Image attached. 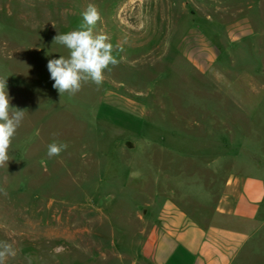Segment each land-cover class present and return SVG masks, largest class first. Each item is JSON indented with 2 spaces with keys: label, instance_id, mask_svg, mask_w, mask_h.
<instances>
[{
  "label": "rangeland",
  "instance_id": "374dc122",
  "mask_svg": "<svg viewBox=\"0 0 264 264\" xmlns=\"http://www.w3.org/2000/svg\"><path fill=\"white\" fill-rule=\"evenodd\" d=\"M89 4L120 62L60 97L47 63L69 51L53 38ZM193 30L217 50L206 70ZM0 77L26 110L0 167L6 264H114L165 197L206 220L235 169L212 161L264 165V0H0ZM53 141L67 149L48 158ZM254 228L236 264H264V204Z\"/></svg>",
  "mask_w": 264,
  "mask_h": 264
},
{
  "label": "crops",
  "instance_id": "0c3cea01",
  "mask_svg": "<svg viewBox=\"0 0 264 264\" xmlns=\"http://www.w3.org/2000/svg\"><path fill=\"white\" fill-rule=\"evenodd\" d=\"M188 56L206 70L214 62L216 48L199 32ZM235 167L222 187L214 211L201 220L170 197L147 207L145 219L134 245L112 249L114 264H236L241 251L254 233L264 204V165L255 158L225 155L210 165ZM158 196V195H157Z\"/></svg>",
  "mask_w": 264,
  "mask_h": 264
},
{
  "label": "clouds",
  "instance_id": "9594fccd",
  "mask_svg": "<svg viewBox=\"0 0 264 264\" xmlns=\"http://www.w3.org/2000/svg\"><path fill=\"white\" fill-rule=\"evenodd\" d=\"M82 17L83 22L78 30L58 33L53 38V43L60 44L69 51L67 57L60 56L47 63L50 78L54 81L52 86L60 97L65 93L70 96L77 94L89 82L101 86L105 80V72L120 62L113 53L122 52L123 49H115L107 34L94 31L101 19L98 8L89 4ZM25 115L26 110L12 106L7 78L0 77V167L8 166L11 161L9 150ZM66 149L67 144L53 141L47 146V156H59ZM14 255L11 244L0 242V264H6L8 258Z\"/></svg>",
  "mask_w": 264,
  "mask_h": 264
}]
</instances>
